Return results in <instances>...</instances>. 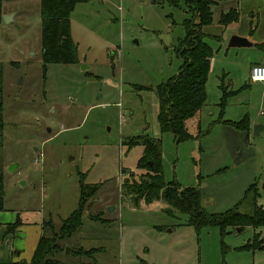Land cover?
Returning <instances> with one entry per match:
<instances>
[{
	"label": "rangeland",
	"instance_id": "374dc122",
	"mask_svg": "<svg viewBox=\"0 0 264 264\" xmlns=\"http://www.w3.org/2000/svg\"><path fill=\"white\" fill-rule=\"evenodd\" d=\"M187 1L175 7L151 0L78 4L70 16L78 63L44 67L40 0H3V11L16 13L0 23L5 208H21L31 223L51 221L58 231L77 208L79 174L83 184L98 186L80 231L60 242L62 261L264 264V251L239 249L254 234L263 238L264 227L229 228L221 237L218 228L197 230L187 225L186 214L167 213L163 201L134 205L121 195L130 173L136 180L147 173L137 168L143 148L128 149L123 141L146 135L160 141L164 182L197 188L207 214L236 207L251 214L264 206V129L258 136L253 132L264 125V83L251 82L249 74L252 64H264V0H223L211 8L213 21L205 31L218 38L205 39L213 50L206 101L186 123L194 138L176 144L172 134L160 132L155 89L180 67L175 47L185 35ZM231 9L238 20L223 29L219 17ZM232 37L247 46L229 47ZM223 87L239 92L220 107ZM245 116L247 131L222 123ZM251 187L258 191L255 202L245 200ZM91 214L107 222H91ZM78 248L99 252L93 259L68 258Z\"/></svg>",
	"mask_w": 264,
	"mask_h": 264
},
{
	"label": "trees",
	"instance_id": "16d2710c",
	"mask_svg": "<svg viewBox=\"0 0 264 264\" xmlns=\"http://www.w3.org/2000/svg\"><path fill=\"white\" fill-rule=\"evenodd\" d=\"M91 1L95 0H40L39 15L44 67L48 64L73 65L78 63L77 46L71 39L70 16L76 5ZM217 1L223 0H190L186 2L185 14L188 17L184 20L185 35L175 47L180 60V67L174 77L161 83L155 89L158 101L157 122L160 132L172 134L176 144L194 138L188 132L186 123L199 113L206 101V83L213 50L205 42V39L213 38L217 40L218 36L207 34L205 28L212 24L211 8ZM151 3L156 6H161L164 3L173 7L178 6V0H151ZM2 4L3 0H0V23L3 15ZM238 17L237 10L231 9L220 15L218 24L226 29L229 25L237 22ZM1 89L0 85V111L2 110ZM238 92L227 93L226 88L223 87L220 107L224 106L228 96L235 95ZM222 123L239 131H247L250 121L248 116H245L238 122L223 121ZM1 128L2 125L0 124ZM123 145L127 146L128 149L136 146L143 148V155L137 168L140 170L145 169L147 173L141 175L137 180L130 173V178L126 179L121 185L122 197L129 198L134 205H138L139 202L151 205L163 201L169 206L166 210L167 213L186 214L188 216L187 225L194 226L197 230L202 227L218 228L221 237L228 234L227 229L229 228H238L241 231L247 227L253 229L264 227V206L255 208L251 214L241 213L236 207L225 214L210 215L201 207L200 193L197 188H181L176 183H165L161 167L159 140L142 135L123 141ZM79 176L80 195L77 208L62 221L58 231L51 224V221L43 225V233L28 264H83L79 261L76 263L62 261L58 255L64 252L60 242L70 239L82 228L83 217L85 216L84 210L88 209L90 200L98 190L96 185L83 184L84 175L81 177L79 174ZM2 184L3 178L0 172V211L3 210L4 203ZM257 197V188L251 187L246 192L245 200L251 198L255 202ZM87 219L91 222H107L102 219L101 214L88 215ZM17 224L18 222L8 229H15ZM48 226H50V237L45 233ZM239 249L243 251H264V237L260 238L259 234H254L252 239ZM98 252L99 249L84 250L78 248L72 251L68 258L76 256L79 260L83 257L93 259L94 254ZM88 264L98 263L93 261ZM135 264L149 263L138 260Z\"/></svg>",
	"mask_w": 264,
	"mask_h": 264
},
{
	"label": "crops",
	"instance_id": "0c3cea01",
	"mask_svg": "<svg viewBox=\"0 0 264 264\" xmlns=\"http://www.w3.org/2000/svg\"><path fill=\"white\" fill-rule=\"evenodd\" d=\"M2 13L3 15L11 14L12 17L16 15L14 11L4 12L3 8ZM255 64L264 65L262 63ZM20 209L18 207L7 209L3 203V210L0 211V264L22 262L28 264L43 233V225L46 221L39 220V222L33 223L30 219L24 221ZM17 222L15 229H8Z\"/></svg>",
	"mask_w": 264,
	"mask_h": 264
},
{
	"label": "water",
	"instance_id": "95a60500",
	"mask_svg": "<svg viewBox=\"0 0 264 264\" xmlns=\"http://www.w3.org/2000/svg\"><path fill=\"white\" fill-rule=\"evenodd\" d=\"M12 20L11 15H2V21H4L6 24L9 23ZM240 46H247V42L239 37H232L229 43V47H240ZM264 129V125H255L253 127V132L256 136L259 135V133ZM151 165V164H150ZM12 169V167H11ZM239 231L240 229H236ZM68 248L65 250V254L68 253Z\"/></svg>",
	"mask_w": 264,
	"mask_h": 264
},
{
	"label": "built area",
	"instance_id": "2783aa9c",
	"mask_svg": "<svg viewBox=\"0 0 264 264\" xmlns=\"http://www.w3.org/2000/svg\"><path fill=\"white\" fill-rule=\"evenodd\" d=\"M250 81L254 83L264 82V65H254L250 68Z\"/></svg>",
	"mask_w": 264,
	"mask_h": 264
}]
</instances>
